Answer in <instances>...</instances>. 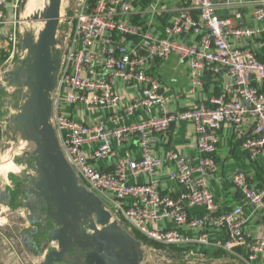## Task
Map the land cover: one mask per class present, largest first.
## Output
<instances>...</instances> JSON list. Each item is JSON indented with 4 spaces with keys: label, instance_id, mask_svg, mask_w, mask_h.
I'll return each mask as SVG.
<instances>
[{
    "label": "built area",
    "instance_id": "built-area-1",
    "mask_svg": "<svg viewBox=\"0 0 264 264\" xmlns=\"http://www.w3.org/2000/svg\"><path fill=\"white\" fill-rule=\"evenodd\" d=\"M8 3L17 4V8L21 0H5L0 3L1 8ZM232 4L244 6V0H182L178 16L160 35L129 22L128 18L136 14L134 0H84L71 18L66 42L57 45L60 64L52 94V123L63 154L80 183L105 201L114 218L125 219L151 240L171 245H209L211 232L221 230L227 238L216 242L217 248L231 251L245 247L249 261H254L264 252V238L247 239L243 209L236 207L220 213L208 185L209 176L216 171L215 153L223 125H232L243 136L245 125L252 123L255 137L245 139L243 147L253 157L264 151V92L254 85L255 79L264 80V64L253 51L237 45L264 35V0L253 2L255 25L251 27H236L230 19L218 15L219 6ZM196 10L199 19L193 16ZM3 18L1 10L0 20ZM189 32L200 36L198 42L181 40ZM6 43L7 48L12 46L13 55L21 51V60L24 59L26 52L21 49L15 30ZM173 54L188 63L194 88L201 86L206 72L212 70L223 72L230 82L209 105L197 103L188 110L170 113L165 108L162 86L148 68L154 61ZM11 59L0 65V77ZM119 81L141 85V97L123 105L116 91ZM66 106L89 114L113 111L115 114L109 119L114 127L105 120L82 122ZM158 109L162 112L157 115ZM138 110L146 118L127 124L126 119ZM181 121H191L195 126L199 160L194 163L177 150L167 154L166 160L173 165L170 180L181 188L180 194L164 195L152 180L131 182V177L153 176L162 166L163 161L153 149V137ZM131 136L139 139L138 158L130 153L121 155L114 148V142L122 145ZM110 159H114L110 171L95 166L97 161ZM232 181L244 199L264 216V185L255 187L245 171H235ZM194 208L203 209V214L193 216ZM166 220L178 227L202 230L201 235L190 239L175 228H163L161 223Z\"/></svg>",
    "mask_w": 264,
    "mask_h": 264
},
{
    "label": "crops",
    "instance_id": "crops-1",
    "mask_svg": "<svg viewBox=\"0 0 264 264\" xmlns=\"http://www.w3.org/2000/svg\"><path fill=\"white\" fill-rule=\"evenodd\" d=\"M4 1L0 0V3ZM148 1L134 0L136 14L129 17L128 20L131 24L143 30H150L164 35L166 29L178 16L182 0H153L154 2L151 4L154 7H150L151 4L148 5ZM254 1L244 0V6L239 4L219 6L217 13L221 18L230 19L236 27H251L255 25L253 16ZM1 10L4 12V18L0 20V50H5L7 48V37L13 31L10 3L6 7L1 8ZM238 15L241 17L239 18ZM193 16L199 19L197 10L194 11ZM199 39L200 36L193 32L185 33L181 37L182 41L189 44H194ZM237 45L253 51L259 61L264 64V35L237 43ZM148 72L160 82L167 100L165 108L170 113L188 110L197 103L209 105L214 98L222 93L224 86L230 82L226 74L212 70L206 72L202 85L194 88L189 76L188 63L181 61L176 54L165 60L154 61L149 66ZM254 85L264 92V80L255 79ZM142 89L141 85L119 81L116 91L121 98L122 104L129 105L141 97ZM66 110L82 122L93 124L99 120H105L109 127H114L112 119H109V117L114 116L115 113L113 111L89 114L82 109H74L68 106H66ZM161 112L158 109L155 113L158 115ZM145 118L143 111L138 110L133 116L126 119V123L132 124ZM196 137L195 126L191 121H181L173 125L168 131L155 135L153 137V149L157 157L163 161L162 166L151 177L144 175L137 178L131 177L130 181L133 183H146L152 180L158 183L162 194L179 195L181 188L170 180L173 165L166 160L167 154L171 150H177L194 163H197L199 155L195 148ZM253 137L255 135L252 123L245 125L243 136L237 133L232 125H223L220 131V144L215 153L216 171L208 179L209 188L216 197L220 213L231 211L236 207L243 209L242 219L245 221V234L247 239L252 241L264 238V216L244 199L240 191L234 186L232 175L235 171H245L255 187L264 185V151L257 157H253L243 147V141ZM114 148L121 155L130 153L134 158L140 157L139 139L137 136H131L122 145H117L114 142ZM87 150L89 154L92 153L90 147ZM95 166L99 169L110 171L114 168V159L97 161ZM22 186L23 183L18 182L16 185L8 186L9 189L4 190L12 193L11 197L8 198L10 204L0 199V204L8 206L7 211L0 210V264H40L43 261V258L36 253L35 249H29L28 245L23 241V235H27L34 229V226L30 225V230L26 229L29 228L28 226L23 228L25 224H22V227L17 231L13 228L16 218L23 219L28 216V212L24 207L25 198L17 192V189L20 190ZM203 212L204 210L200 208L192 209L193 216H201ZM26 224H29L27 218ZM161 226L168 229L175 228L190 239L200 237L202 232V230L198 231L185 226H175L168 220L163 221ZM43 235V232H41L37 239H41ZM226 238L227 235L224 231L214 230L210 234L209 245H201L196 242H189L184 245L204 246L203 248H205L207 255L215 258H226L227 260L224 264H264V252L258 255L254 261H249L248 250L245 247H236L229 251L215 246L216 242ZM197 249L201 251L200 247ZM214 252L216 254L213 255L212 253Z\"/></svg>",
    "mask_w": 264,
    "mask_h": 264
},
{
    "label": "water",
    "instance_id": "water-1",
    "mask_svg": "<svg viewBox=\"0 0 264 264\" xmlns=\"http://www.w3.org/2000/svg\"><path fill=\"white\" fill-rule=\"evenodd\" d=\"M63 1L49 0L42 11L26 18L28 23L46 20V24L37 37L25 34L26 56L7 75L10 86L20 85L26 92L20 113L11 123L29 142L27 154L34 160L35 175L24 203L34 229L23 235V241L43 258L40 264H143V244L114 219L99 195L80 183L52 123ZM10 197V192H0L3 202L10 204ZM41 232L44 235L37 239Z\"/></svg>",
    "mask_w": 264,
    "mask_h": 264
},
{
    "label": "rangeland",
    "instance_id": "rangeland-1",
    "mask_svg": "<svg viewBox=\"0 0 264 264\" xmlns=\"http://www.w3.org/2000/svg\"><path fill=\"white\" fill-rule=\"evenodd\" d=\"M84 0H64L62 5V19L58 30V44L63 46L64 42H66L67 35L70 31L71 27V18L75 16L80 8V5ZM31 0H21L18 7L17 4L10 3L12 10V22H13V30L16 31L18 38L20 41L23 40L26 33H32L37 37L38 33L42 30L38 27L39 22L37 23H28L26 18L33 15V13L42 11L49 3V0H44L46 6L42 10H37V6L33 9H29L27 5H30ZM42 2V0L38 1V5ZM94 2V0H92ZM153 0L148 1V5H150ZM153 5L151 4L150 7ZM154 7V6H153ZM29 9V10H28ZM4 56L6 57L5 61L11 59L10 62L4 66V71L0 77V148L9 146V141H19L23 140L21 138L20 132L15 130L11 121L14 117H16L21 110V107L26 98L25 90L21 89V86H10L9 81L7 80V70L12 71L13 68L19 66L22 62L23 53L19 51L18 53L12 54V46L10 48H6ZM12 56V57H11ZM11 57V58H10ZM4 61V62H5ZM3 62V63H4ZM6 72V73H5ZM17 162H23L27 165L25 171L19 176H11L9 179L11 180V186L16 185L17 182H24L28 173L33 172L34 160L30 155L27 154V151L24 155L17 158ZM28 172V173H27ZM8 184L5 183L4 178L0 177V191H4L8 188ZM26 213V212H25ZM18 217V216H15ZM26 218H14L13 228L14 230H18L22 227V224L28 226L30 230V224H26ZM114 219L118 220L120 225L127 229L136 239L143 244V249L145 251V258L143 264H224L226 263V258H215L207 255L205 252L204 246H195V245H171V244H149L146 241H142V239L138 238L136 233V229L131 227V225L121 217H115ZM28 220V219H27ZM154 241V240H153ZM156 242V241H155ZM198 247H200L201 251H198ZM209 254V253H208ZM216 254L215 252L212 253Z\"/></svg>",
    "mask_w": 264,
    "mask_h": 264
},
{
    "label": "clouds",
    "instance_id": "clouds-1",
    "mask_svg": "<svg viewBox=\"0 0 264 264\" xmlns=\"http://www.w3.org/2000/svg\"><path fill=\"white\" fill-rule=\"evenodd\" d=\"M31 10V5H27ZM46 6L44 0L37 6V10H42ZM35 14V13H33ZM46 24V20L39 22L38 27L43 29ZM259 108V105H257ZM9 146L0 148V177L4 178L5 183L11 186V176L21 175L27 165L23 162L18 163L17 158L24 155L29 150V142L25 140H19L16 142L9 141ZM35 146L33 145V150ZM8 206L0 204V210L7 211Z\"/></svg>",
    "mask_w": 264,
    "mask_h": 264
},
{
    "label": "flooded vegetation",
    "instance_id": "flooded-vegetation-1",
    "mask_svg": "<svg viewBox=\"0 0 264 264\" xmlns=\"http://www.w3.org/2000/svg\"><path fill=\"white\" fill-rule=\"evenodd\" d=\"M33 169H34V166H33ZM28 173V172H27ZM35 175V171L33 170V172H30V174L28 173V175H27V177H26V179H25V181L24 182H22L23 183V186L21 187V190H22V194H21V196L23 197V198H25V201L26 200H28V196H27V192H28V188L31 186V178L33 177ZM18 183V182H17ZM32 197H34V195H32ZM25 201H24V203H25ZM31 206L32 205H35V203L34 202H32L31 201ZM25 210L28 212V215H29V213H30V211L28 210V209H26L25 208ZM44 211V210H43ZM50 224H51V226L52 225H54L51 221H48Z\"/></svg>",
    "mask_w": 264,
    "mask_h": 264
},
{
    "label": "trees",
    "instance_id": "trees-1",
    "mask_svg": "<svg viewBox=\"0 0 264 264\" xmlns=\"http://www.w3.org/2000/svg\"><path fill=\"white\" fill-rule=\"evenodd\" d=\"M4 54H5V51L4 50H0V65H2L3 64V62L5 61V59H6V57L4 56ZM17 192L18 193H20V194H22V190L20 189V190H18L17 189ZM11 193V192H10ZM12 194V193H11ZM136 231V233H137V235H138V238L139 239H142V241L144 240V241H146L147 243H149V244H158L157 242H155V241H153V240H151V239H149V238H147L145 235H143V234H141L140 232H138L137 230H135ZM141 241V240H140Z\"/></svg>",
    "mask_w": 264,
    "mask_h": 264
},
{
    "label": "bare ground",
    "instance_id": "bare-ground-1",
    "mask_svg": "<svg viewBox=\"0 0 264 264\" xmlns=\"http://www.w3.org/2000/svg\"><path fill=\"white\" fill-rule=\"evenodd\" d=\"M38 1L39 0H31L30 5L32 6L31 9L35 8L38 6ZM29 10V9H28ZM34 10V9H33Z\"/></svg>",
    "mask_w": 264,
    "mask_h": 264
}]
</instances>
